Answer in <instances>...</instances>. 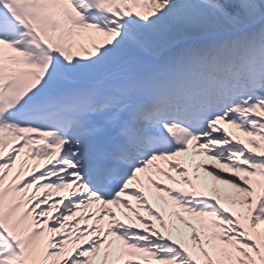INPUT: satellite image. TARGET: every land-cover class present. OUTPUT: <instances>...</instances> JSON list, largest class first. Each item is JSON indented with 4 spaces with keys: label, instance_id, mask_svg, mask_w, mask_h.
<instances>
[{
    "label": "snow or ice",
    "instance_id": "obj_1",
    "mask_svg": "<svg viewBox=\"0 0 264 264\" xmlns=\"http://www.w3.org/2000/svg\"><path fill=\"white\" fill-rule=\"evenodd\" d=\"M0 264H264V0H0Z\"/></svg>",
    "mask_w": 264,
    "mask_h": 264
}]
</instances>
